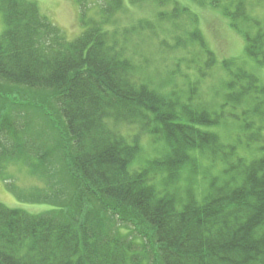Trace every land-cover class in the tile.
Here are the masks:
<instances>
[{"label": "trees", "instance_id": "1", "mask_svg": "<svg viewBox=\"0 0 264 264\" xmlns=\"http://www.w3.org/2000/svg\"><path fill=\"white\" fill-rule=\"evenodd\" d=\"M88 1L77 0L83 31L69 40L35 2L0 0V86L15 91L0 93V167L21 161L54 192L70 193L41 214L0 203V264H264V85L256 73L223 60L220 103H197L189 81L182 97L180 70L155 84L153 56L132 43L145 31L155 36L154 22L108 29L125 3L161 0ZM192 1L221 10L244 36L247 60L264 69V20L249 16L246 0ZM164 42L171 52L196 45L207 70L217 65L197 28ZM228 121L239 131L225 145L216 129ZM142 136L161 148L136 168ZM249 145L260 153L251 160L239 153ZM203 156L224 166L200 193L190 171Z\"/></svg>", "mask_w": 264, "mask_h": 264}, {"label": "rangeland", "instance_id": "2", "mask_svg": "<svg viewBox=\"0 0 264 264\" xmlns=\"http://www.w3.org/2000/svg\"><path fill=\"white\" fill-rule=\"evenodd\" d=\"M30 1L35 2L41 14L48 17L59 27L69 40H74L82 33L80 7L77 0ZM88 2L90 3L89 7H93L96 4V0H89ZM247 2L250 7L248 11L249 16L254 15L264 20V0H246ZM123 7L125 9L122 12L114 15L117 23H112L108 26V29L123 30L131 28L141 20H149L155 24V36L149 31H145V34L141 36L135 35L132 41V43H135L134 45H140L139 47H141L147 57L151 58L153 56L152 67L148 71L153 75L152 80H154L155 84L168 80L167 74L169 72L180 70L177 74V79L174 80V83L178 86L177 88L183 91L179 95L185 96V83L189 81L194 85V100L205 106L214 107L215 104L222 101L223 85L226 79V74L222 71L220 64L223 60L237 58L240 60L238 63L243 65L248 71L256 73L260 82L264 85V69L256 65L253 60H247L244 51L246 44L244 36L232 28L230 20L223 15L221 10L201 5L192 0H161V4L154 1H146L133 7L125 3ZM176 9L178 11L175 14ZM159 13L160 16L161 14L169 15L170 20L166 19L167 16H164V21L158 20ZM97 14L98 11L96 9L89 12L90 16L97 17ZM194 28L200 30L208 48L217 58V65L214 69L207 70L204 67L203 52L196 45L189 43L187 50L181 48L180 50L176 49L178 51L175 52H171L173 50H169L170 47L165 42V47L161 46V42L163 41L174 44L175 36L181 35L185 37L187 32H191ZM176 63L180 64L179 69L175 67ZM198 71L203 74L201 78H198ZM158 73L160 74L159 76H157ZM186 76L189 77L187 78ZM0 93L2 95L14 96L15 91L11 88L0 86ZM33 95L31 93L24 94V96L28 97L25 98V101L28 99L33 101ZM37 96H39V99L44 98V93H39ZM7 101L15 102L9 97ZM45 102L47 103V100ZM30 109L33 108L31 107ZM257 120L259 121V119ZM260 123L264 125V120ZM51 130L53 132L51 136L59 139L58 132L53 128ZM136 131L134 129L132 132L136 133ZM238 131L237 124L232 123V121H228V123L222 124L216 129V132L221 137V141L225 145L231 143V139L234 141L235 133ZM130 132V129L123 127L125 135H130ZM234 143L236 142L234 141ZM140 147L142 155L137 160L136 168L144 167L143 165L145 164L142 162L145 160L144 157L152 158L157 156L155 150L161 148V143H153L149 137L142 136ZM239 153L250 160L260 154L255 145H249L248 147L240 146ZM198 159L196 171H190L194 180V184H190V186H193L196 191H200L201 193L211 178L222 176L221 170L224 165L219 160L213 162L204 156L198 157ZM17 162L6 161L4 162L5 165L3 164L0 167V203L10 208L23 209L31 214H41L49 211L53 206H62L69 199L70 193L65 189L58 190L57 193L54 192L52 188L48 187L47 182L41 175L31 171L21 161ZM140 162L143 164H139ZM59 167L63 177L62 170L66 168L62 160ZM188 182H190L188 176L180 180L176 186L179 193L184 191ZM48 191L49 195H53L51 196L52 198L45 197V193L47 194Z\"/></svg>", "mask_w": 264, "mask_h": 264}]
</instances>
